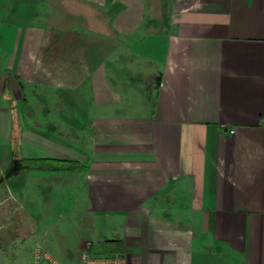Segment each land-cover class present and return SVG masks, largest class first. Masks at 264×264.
<instances>
[{
    "label": "crops",
    "instance_id": "0c3cea01",
    "mask_svg": "<svg viewBox=\"0 0 264 264\" xmlns=\"http://www.w3.org/2000/svg\"><path fill=\"white\" fill-rule=\"evenodd\" d=\"M178 1L0 0V203L81 208L61 262L264 264V0Z\"/></svg>",
    "mask_w": 264,
    "mask_h": 264
},
{
    "label": "rangeland",
    "instance_id": "374dc122",
    "mask_svg": "<svg viewBox=\"0 0 264 264\" xmlns=\"http://www.w3.org/2000/svg\"><path fill=\"white\" fill-rule=\"evenodd\" d=\"M147 3L149 21L159 27L170 21L174 10L180 5L178 0H147ZM15 202V198L10 195L0 203V262L33 264L35 241L32 236H28L35 223L28 210L14 207ZM80 212L82 209L74 206L51 210L46 215L42 214L40 222L36 224L39 234H45L40 240L43 247L61 261L65 260V248L76 243L86 231L85 226L79 222L83 221Z\"/></svg>",
    "mask_w": 264,
    "mask_h": 264
},
{
    "label": "built area",
    "instance_id": "2783aa9c",
    "mask_svg": "<svg viewBox=\"0 0 264 264\" xmlns=\"http://www.w3.org/2000/svg\"><path fill=\"white\" fill-rule=\"evenodd\" d=\"M33 264H65L50 254L40 244L33 252ZM74 264H127V256L121 253L84 250Z\"/></svg>",
    "mask_w": 264,
    "mask_h": 264
},
{
    "label": "trees",
    "instance_id": "16d2710c",
    "mask_svg": "<svg viewBox=\"0 0 264 264\" xmlns=\"http://www.w3.org/2000/svg\"><path fill=\"white\" fill-rule=\"evenodd\" d=\"M102 250L106 253H123L124 246L121 241L107 240L102 244Z\"/></svg>",
    "mask_w": 264,
    "mask_h": 264
}]
</instances>
